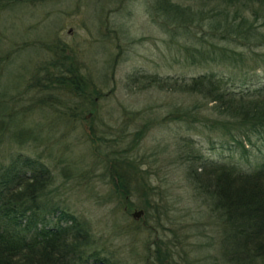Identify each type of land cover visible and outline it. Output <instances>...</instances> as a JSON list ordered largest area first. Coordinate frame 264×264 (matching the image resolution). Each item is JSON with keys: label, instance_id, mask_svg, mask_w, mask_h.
Masks as SVG:
<instances>
[{"label": "rangeland", "instance_id": "rangeland-1", "mask_svg": "<svg viewBox=\"0 0 264 264\" xmlns=\"http://www.w3.org/2000/svg\"><path fill=\"white\" fill-rule=\"evenodd\" d=\"M157 1H0V128L9 130L0 137V168L18 155L48 166L53 180L41 201L89 221L112 264H230L224 221L187 175L189 141L207 158L250 169L264 159V131L243 148L206 127L220 116L202 96L132 82L136 72L234 75L217 63L194 64L185 46L199 45L206 22L176 29ZM61 61L77 70L79 91L71 81L41 89ZM255 77L251 69L250 83ZM180 108L192 114L181 118ZM13 132L38 139L20 143Z\"/></svg>", "mask_w": 264, "mask_h": 264}, {"label": "trees", "instance_id": "trees-1", "mask_svg": "<svg viewBox=\"0 0 264 264\" xmlns=\"http://www.w3.org/2000/svg\"><path fill=\"white\" fill-rule=\"evenodd\" d=\"M6 1L3 4L24 0ZM182 1L194 0H159L155 9L177 24L176 29L191 31L192 26L202 27L205 21L209 33L195 34L199 45L185 46L189 58L194 64L223 65L234 75L211 71L187 79L136 72L130 78L142 86L158 84L202 96L220 116L211 125L206 122V127L245 148L244 140L250 141L264 131V52L253 50L264 46V31L257 24L264 23V0H208L215 5L199 10ZM56 68L57 73H47L41 89L47 91L55 82L71 81L79 91L77 70L62 61ZM251 69L256 73V84L248 78ZM64 70L65 74L59 75ZM235 79L239 80L237 86L232 85ZM192 110L180 108L179 116H189ZM8 131L3 133L0 128V137ZM13 135L20 143L38 139L34 132L24 138L18 137L17 132ZM189 144L193 145L187 155V175L224 221L223 250L227 261L264 263V159L245 169L232 161L207 158L194 147V142ZM52 180L49 167L31 157L18 155L0 168V264H112L95 247L97 238L89 221L41 201ZM116 185L126 186L124 181H116Z\"/></svg>", "mask_w": 264, "mask_h": 264}, {"label": "flooded vegetation", "instance_id": "flooded-vegetation-1", "mask_svg": "<svg viewBox=\"0 0 264 264\" xmlns=\"http://www.w3.org/2000/svg\"><path fill=\"white\" fill-rule=\"evenodd\" d=\"M72 31V30H71Z\"/></svg>", "mask_w": 264, "mask_h": 264}]
</instances>
